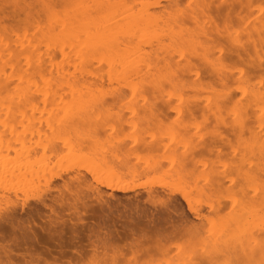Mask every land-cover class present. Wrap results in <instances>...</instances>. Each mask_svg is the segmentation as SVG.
<instances>
[{"label":"snow or ice","instance_id":"6c2138e0","mask_svg":"<svg viewBox=\"0 0 264 264\" xmlns=\"http://www.w3.org/2000/svg\"><path fill=\"white\" fill-rule=\"evenodd\" d=\"M17 7L29 14L37 39L15 56L0 52L8 117L22 116L37 90L55 105L56 93L69 86L41 26L71 6L29 0ZM150 7L163 29L153 48L93 87L87 103L53 107L40 142L25 148L46 162L44 177L0 200V264H117L89 247L114 242L113 220L139 245L170 221L191 218L190 199L234 206L257 166L264 185V0ZM8 117L0 113V152L7 145L12 154L15 146L19 156L21 140L16 127L9 134L15 121ZM108 176L139 186L140 201L108 198L115 187ZM135 245L124 264H153L137 260Z\"/></svg>","mask_w":264,"mask_h":264},{"label":"rangeland","instance_id":"374dc122","mask_svg":"<svg viewBox=\"0 0 264 264\" xmlns=\"http://www.w3.org/2000/svg\"><path fill=\"white\" fill-rule=\"evenodd\" d=\"M62 1H63V3H65V0H62ZM70 1H72V0H67L66 1L67 4H69L68 2H70ZM78 1L79 0H76L74 2L77 3ZM82 1L80 0V2L77 3L78 5L75 3L76 4L75 6H79V4ZM85 1L86 2L83 1L84 3L82 2L84 4L83 6H85V7H87V3L90 4L93 1H95V3L97 2V4H95L94 6L99 5L101 3L100 5H103V7L108 8V9L111 8V10H109L111 13H113V10H114V13H116L117 9L120 10V11L117 10L118 12L116 13V14H118V13L120 14V12H122L121 15H119V14L117 15L118 17L115 16V14L114 15L112 14L116 18L113 17L112 15H110L111 13L109 12L110 14L108 16L113 17V19L115 21H116V19L118 20V18H122L121 16L125 15V13L123 14V12H125L127 10V7H132L133 6L132 4L137 5V6L136 5L133 6V10H135L136 12L138 11L137 13H139L140 9L142 8L141 3H138L139 0H137V1H134V0L127 1L126 0L127 2H125V0H123L124 4L121 3L122 0H102L103 2L101 0H99L100 1L99 4H98V1H96V0H85ZM113 1H115L116 6H117L118 2L120 3L119 6L124 5L123 7H125V9L122 8V6H121V9H124V10L119 9L120 8L119 6H117L119 8L114 9V6L112 4H115V3ZM143 1L146 2L149 0H143ZM111 2H112V4H111ZM139 2H141V1H139ZM163 2H164V0L161 1V3H163ZM236 2L242 3L243 0H236ZM27 3H29V0H0V51L3 52L4 50H7L9 48V50H11V51L13 50L12 53L14 52V54L16 55L17 52L20 53V51H21V50H19V48L22 49V47L24 46L23 42H22L23 40H27L28 43L33 44L35 39H37V36L34 35L33 39L30 40V37L27 34L28 30L30 31L29 34L33 35V32H34V28L32 27V25L29 24L30 22H26V21H29L28 20L29 14L23 8L17 7V5L27 4ZM72 3H71V5H73ZM5 4H10L11 6L5 7ZM92 4H94V3H92ZM109 4H111V5H109ZM80 5H82V4H80ZM75 6L73 5V8ZM90 6H91V4H90ZM112 6H113V8H112ZM88 7H89V5H88ZM134 7H136V8L134 9ZM71 9L70 8H69V10L67 9L68 10L67 14H69L71 12ZM149 10H150L149 12L156 15V17L160 16V13H158L156 10H154V8L153 9L150 8ZM142 13L145 14V11ZM65 15H66V10L62 14L57 15L58 17L54 16L53 18L48 20L47 21L48 23H46V26H41V30L44 33V37L45 36L47 37L50 35L49 37L52 38L51 40H54V41H49L50 39L47 37L49 39L48 40L45 37L43 39V42H45V40H46L45 44L51 48V51L53 53L54 62H56L58 60V62L56 64V71L59 73L60 71H58V70H61V68H62L63 73H64V77L67 78L66 82L67 81L69 82L71 80L70 81L71 83L77 84L78 86H75L74 84L70 85L71 83L69 82L70 83L69 84L67 82L71 87L68 86V88L66 90H62L59 93L57 92V94H58L57 96L58 97L60 96V97H59V100L55 103V105L51 101L52 100L51 97H49L48 100L40 98L39 97V91H43V90H40V89L37 90V93L35 94L36 98L33 101V104L37 103L36 104L37 108H35V106H33V105H28L27 110L25 111L27 113V116H29V117L25 116V112L22 116H16L14 114V115H12V117H8V113L4 107V101L0 100V113H2L5 117H8L9 119H12L15 121L14 124L9 125V128H8L9 134H12V128L16 127L17 131L15 133V136L21 140L19 156L16 155L15 146H13V153L12 154L7 153V151H6L7 145H5V151L0 152V200H5V199L10 200V199L16 197L18 195L17 189L21 188L24 183L34 181L35 183L39 184L41 182L42 178L44 177V164L46 162L41 161V160H37L35 158L34 154H32V153H34L35 149H31V152H29L25 156H24V151H25V146L31 148V144H32L33 139H35L37 141V143L40 142L41 132L46 130L47 124L49 123V116L54 115L53 107H56L57 109H59L60 107H63L62 106L63 104H64V106H68L66 103L73 104L74 101H77L76 104H78L79 101H80L79 104L85 103V102L87 103L88 100H87V98H85L87 96V93H89L93 87H96V85L104 84L106 77H110V76L112 77L114 75V73L117 71L118 66H121L120 68H122L124 65V63H122V62H120V63L117 62V60H119L120 49L118 51L119 54L117 53L118 56L115 55L116 58L114 57L115 60L113 59V56H111L105 52L100 53V54H98V53L95 54V55H97V57H95L94 53L93 54L90 53L92 56L90 54L86 53L88 55V56L85 55L86 57L84 55H81V54L79 55L76 52L74 53V50L76 48H78L77 51H80L79 46L81 45V43H80V41H78V39H76V41H77L76 45L77 46H75L73 49L71 48L70 57H68L69 55L65 56L64 51L60 52V51H62L60 49L64 48L63 43H66V41H65V35L63 34L64 33V27L63 26L64 25H62L64 22L63 23L59 22V24H58L57 19L59 18L62 21V18L65 17L66 19L64 18L63 21H67V17L69 19L70 15L69 16L68 15L65 16ZM97 15H95V16H97ZM54 18H55V21H57V22L54 21ZM109 19L111 20V18H109ZM158 19H159V17H158ZM158 22H159V25H161L160 24L161 21L159 20ZM25 25H27V27ZM59 26L61 28H59ZM160 27H161L160 32L157 34L162 33V30H163L162 26H160ZM24 29H25V31H24ZM58 29L59 30L62 29V30H60V31H62V34H61L62 37L60 35L61 32L57 33ZM45 32H48V33L45 34ZM19 33H20V35H19ZM26 34L29 37L27 39H25ZM58 34L60 36H56ZM18 35L21 37H19ZM51 35L52 36L54 35V37L56 36L57 41L59 39L61 41L56 42V39L54 37H51ZM151 35H155L152 31L148 34V36H150L151 38H154ZM16 36H18L19 38ZM135 38L138 39L137 37H135ZM6 39H8L9 44L6 43V44H8V46L5 44V42H7V41H5ZM136 39L133 41V43L136 41ZM153 40H155V39H153ZM138 41H140V40L138 39L136 42L138 43ZM55 42L58 44H56ZM145 42H146L145 44H147L146 46L144 43L139 42L140 45L137 43H134V45L132 47L134 48V46H137L139 48V46H140L142 49L144 48L148 51L150 49V46L148 45L147 41H145ZM60 43L62 44L63 47L60 46L61 45ZM153 43L155 44L156 41ZM142 44H144V45H142ZM6 46H7V48H6ZM58 46H59V48H58ZM125 46L126 45L124 44V47ZM124 47H123V45L120 46L121 49L123 48V50H121V52H124L123 54H125L128 50H130V51L127 52V54H128V55L126 54L127 57L121 53L123 56L120 54V60L125 62V65H127L126 62L132 60V59L130 60L129 54H131V53H129V52H131L133 48L131 47V45H130V47L132 49H130L129 46L126 47L127 49ZM136 48L134 51L138 50ZM17 49H18V51H17ZM23 49L25 50L26 47H23ZM142 49L141 50L139 49L140 52L142 51ZM69 50H70V47H69ZM146 50L142 51V53L143 52L145 53ZM23 51H21V52H23ZM137 53H139V52L137 51ZM14 54H13V56H15ZM75 54H77L78 56L75 57ZM134 54H135V52L133 54H131V58L133 57V59L135 58ZM139 54H141V53H139ZM93 55H94V57H93ZM109 56L112 57V61L114 62L113 66H111V63H109V61L108 62L106 61L107 58H111ZM121 56L122 57L125 56L124 58H126V60H124V58L122 60ZM56 57H58V58H56ZM79 57H80V59H79ZM117 57H118V59H117ZM87 58H88V60L90 59L89 61H91V62H89L87 60ZM100 58H101V60H100ZM104 58H106V59L103 60ZM128 58H129V60L127 61ZM83 59L85 60L86 63L79 61V60H83ZM83 63H84V66H83ZM108 64L111 66V68H108ZM119 64H121V65H119ZM112 67H113V69H112ZM73 69L74 70L76 69L75 70L76 73L74 72ZM79 70H81V71H79ZM107 70H108V72H107ZM109 70H111V71H109ZM100 72H102V73H100ZM107 73L109 74V76ZM111 73L113 75H111ZM83 74H84V77H83ZM72 77H73V79H72ZM89 80H91L92 82ZM83 81L84 82L86 81V82L84 83ZM81 85L84 88H82ZM86 85L88 87L90 86L89 87L90 89ZM72 87H74V88L76 87L75 90L79 87L77 89L78 92H76L78 94L81 93L79 91V89L81 88L80 90L83 91L82 93H83L84 100L82 99V97H80L79 99H75V98H77L76 96H78V94L76 95V93H73V95L74 94L76 95L73 98V95L71 93L74 92L75 90H73ZM61 92H64L65 94L67 93L66 95L64 94V97L66 99L63 100V98H62L63 93L61 94ZM52 98H53V100L55 99V97H52ZM61 98L63 101L60 100ZM73 99H74V101H73ZM60 101H62V102H60ZM59 102L61 103V105ZM56 104H59V105H56ZM28 114H31V115H28ZM43 118H45V121ZM22 121L27 122L24 129H20L18 127V125ZM22 131L26 132V137L21 136ZM251 150H253V149H251ZM254 151L256 153V158L258 160L259 159V152H260L258 143L256 144ZM22 154H23V156H22ZM27 159L29 160V162L32 166V168H31L32 172L26 171L25 176H22V178H21V173L24 172V170L22 168V164ZM20 167H21V169H20ZM254 171H256V173ZM252 174L254 176V180L251 181L252 183L250 182V187L246 188L244 193L239 196V198L236 201L234 206H232L229 203V201L222 200V199H216L212 203L211 207H209L207 200H202L200 203L195 202L196 205L198 206L199 210H200L201 217H198L197 215L191 213V218H183V219L179 220L178 222L177 221H170L168 226L165 229L159 230V231L151 234L148 239L144 240L139 245H135V242L137 240V237L135 236V234L130 235L128 231H122L121 229L123 228V225H120L118 227L116 221L113 220L111 226L116 229L114 242L107 244L106 246L100 248L99 250H96V245L94 243L90 244L89 247L94 250L92 254L95 255L97 257V259L111 261L114 258L117 261V264H124V262L127 261L131 255H133L134 245H135L136 249L140 253L139 255H137V260H139V261H146V260L152 261L153 264H166V263L167 264H175V263L176 264H194V263L195 264H197V263L207 264L208 262H205L207 259H205V257H203L202 255L205 256L206 252L209 249H213V246L219 242V238H217V235L221 234L223 232L222 229H223V227H225V223H226V225L229 223L227 226L229 228L228 229L224 228L225 229L224 231L230 230L234 225H238V224L241 225L242 224V225H245L244 227L247 226L246 228L254 229V230H252V232H251V230L248 231V232H251L253 234H255L254 231L255 232L258 231V234L260 232L261 233L264 232V225H263L264 224V208H263L264 207V203H263L264 202V200H263L264 199V185H260L261 180L259 177H260L261 173H260L258 166L255 169H253ZM110 178L111 177L109 176V181H112V179H110ZM256 179H258V180H256ZM112 182L115 184L120 183L119 179H117L116 181H112ZM121 185H128L133 189L125 191V192L113 191L112 195L108 198L114 199L115 201H117L118 203H121V204L124 201L131 203L133 201V199H135L136 202L140 201L142 193L139 189V186L129 185L126 181ZM252 187H254V188H252ZM253 190H255V192ZM260 191L263 194H260ZM255 193H259V194H255ZM262 196H263V198H262ZM260 200H262V201H260ZM258 203H259V206H258ZM248 207H250V208H248ZM253 211H255V212H253ZM257 211H258V213H256ZM253 213H254V215L256 214L255 217H254ZM238 214L240 216H237ZM258 214H259V216H258ZM231 216H234V217H231ZM240 217L242 219H246L243 222L244 224L242 223L243 220ZM233 219H236L237 221L235 220L233 222ZM228 220H230L231 222ZM231 224H232V227L230 226ZM254 224H255V226H254ZM258 224H259V226H258ZM217 228H219V230H221V233L219 232V230H217ZM258 228H260V229H258ZM203 232H205V233H203ZM258 234L256 233V235L258 236L257 240L259 238H262V237L264 238V236H263L264 234L263 235L262 234L258 235ZM211 235H212V237H211ZM260 235H262V236H260ZM204 237H206V238L204 239ZM214 237H216V238H214ZM212 238L216 239V240H214L216 242V244L214 241H210L211 243L208 242ZM263 240L261 239L262 243H263ZM258 241H260V240H258ZM262 243H259V244L261 245ZM193 251H195V253ZM193 257H195L194 258V260L196 259L195 261L193 260ZM224 257H228V256H224ZM258 259H255V260H258L259 262H256L253 260L251 263L261 264L263 261L262 264H264V257H259ZM192 261H193V263H191ZM217 261L220 262V264H222V261L223 262L227 261L228 264L233 263L231 257L222 258V260H219V258H218ZM247 262L249 264V261H247ZM247 262H245L244 264H247Z\"/></svg>","mask_w":264,"mask_h":264},{"label":"bare ground","instance_id":"6f19581e","mask_svg":"<svg viewBox=\"0 0 264 264\" xmlns=\"http://www.w3.org/2000/svg\"><path fill=\"white\" fill-rule=\"evenodd\" d=\"M67 0H65V3H67L66 2ZM74 1H76V0H74ZM73 0L72 1H70L74 6L78 3V2H80V0L76 3V2H74ZM82 1V0H81ZM84 2H86L85 0H83ZM82 1V2H83ZM96 1H98V4L100 3V1L99 0H96ZM102 1V0H101ZM123 1V0H122ZM121 1V3H123L124 4V1L122 2ZM127 1H129V0H127ZM126 0H125V2H127ZM134 1H137V0H134ZM139 1H141V2H139ZM138 1V3H141V5H142V8L140 9V11H139V13H137L135 10H133V6H135L136 4H132L133 6L132 7H127V10L125 11V12H123V14L125 13V15H123V16H121L122 18H118V20L116 19V21L113 19V17H115V16H117L118 14H116L118 11H120V10H116V13H114V10H113V13H111L109 10H111V8H105V7H103V5H96V6H94L95 4H97V2L95 3V1H93L92 3H94V4H92V3H90L91 4V6H90V4L89 3H87V7H85V6H83L84 4V2L82 3H80V4H82V5H80L79 4V6H75L74 8H73V5H71V3L70 2H68L69 3V5H71V7H69L70 9H71V12L69 13V14H67V11L69 10V8H68V10L66 9V15L65 16H69L70 15V18L68 19V17H67V21H63V19L65 18H62V21H61V19H57V21H55V18H54V21L55 22H57L58 24H59V22L61 23H63L62 25H64L63 27H64V35H65V41H66V43H63V46H64V48H62V49H60V50H62V51H60V52H63L64 51V55L65 56H68V57H70V55H71V53H70V51H71V48L73 49L75 46H77L76 44H77V41H76V39H78V41H80V43H81V47L79 46V50L80 51H77V49L78 48H76L75 50H74V53L76 52V53H78L79 55L81 54V55H87L86 53H88V54H93L94 53V55L95 54H100V53H108L109 55H111V56H113V59L115 60V58H116V56L115 55H117V53H118V51H119V49H120V54L122 53H124V52H121V50H123V48L121 49L120 48V46H122L123 45V47H124V44L126 45L124 48H126L127 46H129V48L130 49H132L133 47V45H134V43H137L136 41L139 39L140 41H138V43L137 44H139L140 45V43L142 42V43H146L145 41H147V43H148V45L150 46V48H153V46L155 45L153 42H155L158 38H159V35L160 34H157V33H159L160 32V29H161V25H159V20L161 21V16H158L159 17V19H158V17H156V15H154V14H152L151 12H149L150 10V8H152L153 9V7H150L151 5H155V4H159V3H161V1L162 0H149V1H143V0H139ZM63 2V1H62ZM89 2V1H88ZM103 2V1H102ZM114 3H115V1H113ZM76 3V4H75ZM109 3V2H108ZM129 3V2H128ZM137 3V2H136ZM111 4H112V2H111ZM111 4H109V5H111ZM119 2L117 3V6H119ZM78 5V4H77ZM88 5H89V7H88ZM113 6H114V9H116V8H119V9H121V6H119V7H117L116 6V3L115 4H112ZM113 6H112V8H113ZM124 6V5H123ZM122 6V8H124L125 9V7H123ZM126 6V5H125ZM137 6V5H136ZM140 6V5H139ZM108 7V6H107ZM110 7V6H109ZM136 7H134V9H135ZM108 9V10H107ZM124 9H121V10H124ZM139 9V8H138ZM137 10V9H136ZM155 10V9H154ZM136 13H135V12ZM145 11V14L144 13H142V12H144ZM65 12V11H64ZM111 14H110V13ZM108 13V14H107ZM121 13L122 12H120V14L119 15H121ZM159 13V12H158ZM98 14V15H97ZM114 15L115 14V16H113V17H109L108 15ZM95 15H97V16H95ZM159 15V14H158ZM58 17V16H57ZM97 17V18H96ZM118 17V16H117ZM96 18V19H95ZM109 18H111V20L109 19ZM116 18V17H115ZM156 18V19H155ZM66 19V18H65ZM158 19V20H157ZM28 20H29V18H28ZM52 21V20H51ZM24 22V21H23ZM26 22H29V21H26ZM48 23V22H47ZM28 24V23H27ZM30 24V23H29ZM52 24V23H51ZM55 24V23H54ZM161 24V23H160ZM31 25V24H30ZM53 25V24H52ZM26 27H27V25H25ZM59 28H61L60 26H59ZM23 29V28H22ZM26 29V28H25ZM25 29H24V31H25ZM63 29V28H62ZM62 29H60V30H62ZM28 30V29H27ZM31 30V29H30ZM59 29H58V32L57 33H59V32H61L60 33V35L62 34V31H60ZM21 31V30H20ZM49 31V30H48ZM153 32L155 35H151V36H153L154 38H151L150 36H148V34L150 33V32ZM163 31V30H162ZM15 33V32H14ZM21 33V32H20ZM20 33H19V35H20ZM30 33V31L28 30V32H27V34H28V36L30 37V40H32L33 39V36L34 35H32V34H29ZM46 33H48V32H45V34ZM27 34H26V38L25 39H27V38H29L28 36H27ZM18 35V36H19ZM31 35V36H30ZM49 35V34H48ZM55 35V34H54ZM54 35L52 36L51 35V37H54ZM59 34L58 35H56V36H60ZM5 36V35H4ZM18 36H16V37H18ZM50 36V35H49ZM49 36H45L49 41H54V40H51L52 38H50ZM54 37L55 39H56V42H59V41H61L60 39L57 41V37ZM148 36V37H147ZM19 37H21V36H19ZM18 37V38H19ZM44 37V38H45ZM61 37H62V35H61ZM135 37H137L138 39H136ZM156 37V38H155ZM158 37V38H157ZM14 39V38H13ZM64 39V38H63ZM136 39V41L133 43V41ZM153 39H155V40H153ZM21 40V39H20ZM36 40V39H35ZM47 40V41H48ZM149 40V41H148ZM5 41H7V42H5V44L6 43H8V39H6ZM15 41V40H14ZM48 41V42H49ZM12 42V41H11ZM16 42V41H15ZM23 42V47H26V49L24 50L23 49V47H22V49L24 50V51H26L27 49H28V46L29 45H31L30 43H28V41L27 40H23L22 41ZM30 42V41H29ZM45 42H46V40H45ZM44 42V43H45ZM55 42V43H56ZM140 42V43H139ZM62 43V42H61ZM60 43V44H61ZM9 44V43H8ZM8 44H6L7 46H8ZM15 44V43H14ZM13 44V45H14ZM56 44H58V43H56ZM65 44V45H64ZM136 44V45H137ZM144 44H142V45H144ZM12 45V44H11ZM20 45V44H19ZM130 45H131V47H130ZM147 44H145V46H146ZM7 46H6V48H7ZM18 46V45H17ZM60 46H62V44L60 45ZM62 46V47H63ZM3 47V46H2ZM11 47V46H10ZM57 47V46H56ZM69 47H70V50H69ZM137 46H134V48L132 49V51L131 52H129V53H131V54H133L134 52H135V58L133 59V57L131 58V54H129L130 55V60L131 61H128L129 60V58L127 59V61L128 62H126V64L128 65V66H131V65H133V64H135V63H137L138 61H139V59H140V57H141V55H142V51H144V50H146V49H142L140 46H139V48L137 47ZM58 48H59V46H58ZM128 48V49H129ZM135 48L136 49H138V50H136V51H134L135 50ZM13 49V48H12ZM22 49H20L19 48V50H21V51H23ZM127 49V48H126ZM142 49V51L140 52V50ZM7 50H9V48L7 49ZM13 51V50H12ZM17 51H18V49H17ZM20 51V52H21ZM23 51V52H24ZM128 51H130V50H128ZM127 51V52H128ZM137 51L139 52V53H141V54H139V53H137ZM147 51V50H146ZM145 51V53H147ZM0 52H2V51H0ZM127 52L125 53V54H123V55H125L126 56V54H127ZM16 53V52H15ZM17 53H19V52H17ZM73 53V54H74ZM118 53V54H119ZM137 53V54H136ZM144 53V52H143ZM13 54H14V52H13ZM63 54V53H62ZM90 54V55H91ZM120 54H119V60H120ZM121 54V55H122ZM15 55V54H14ZM58 55V54H57ZM94 55H93V57H94ZM122 55V56H123ZM128 55V54H127ZM137 55V56H136ZM78 55L77 54H75V57H77ZM88 56V55H87ZM92 56V55H91ZM111 56H109V57H111ZM118 56V55H117ZM121 56V57H122ZM124 56V57H125ZM133 56V55H132ZM67 57V58H68ZM86 57V56H85ZM95 57H97V55H95ZM115 57V58H114ZM124 57H122L121 59L123 60V58ZM127 57V56H126ZM129 57V56H128ZM56 58H58V57H56ZM72 58V57H71ZM79 59H80V57H79ZM86 59V58H85ZM106 58H104L103 60H105ZM108 59V60H107ZM106 59V61L108 62L109 61V63H111V66H113L114 65V62L112 61V57L111 58H107ZM110 59V60H109ZM117 59H118V57H117ZM75 60V59H74ZM87 60H88V58H87ZM90 60V59H89ZM88 60V61H89ZM100 60H101V58H100ZM119 60H117V62H122V63H124V65H125V62H123V61H119ZM124 60H126V58H124ZM76 61V60H75ZM79 61H82V62H85V60L83 59V60H79ZM111 61V62H110ZM89 62H91V61H89ZM93 62V61H92ZM102 62V61H101ZM60 63V62H59ZM86 63V62H85ZM100 63V62H99ZM121 63V64H122ZM71 64V63H70ZM107 64V63H106ZM121 64H119V65H121ZM124 65H123V67H124ZM72 66V65H71ZM81 66V65H80ZM83 66H84V63H83ZM86 66V65H85ZM110 65L108 64V68H111V66L109 67ZM115 67V66H114ZM121 66H118V68H120ZM76 68V67H75ZM80 68V67H79ZM102 68V67H101ZM117 68V69H118ZM62 69V68H61ZM83 69V68H82ZM99 69V68H98ZM112 69H113V67H112ZM115 69V68H114ZM67 70V69H66ZM74 70V69H73ZM76 70V69H75ZM75 70H74V72H75ZM58 71H60V70H58ZM79 71H81V70H79ZM83 71V70H82ZM88 71V70H87ZM109 71H111V70H109ZM67 72V71H66ZM70 72V71H69ZM107 72H108V70H107ZM113 72V71H112ZM76 73V72H75ZM81 73V72H80ZM84 73V72H83ZM100 73H102V72H100ZM64 74V73H63ZM87 74V73H86ZM108 74V73H107ZM69 75V74H68ZM81 75V74H80ZM111 75H113L112 73H111ZM82 76V75H81ZM89 76V75H88ZM108 76H109V74H108ZM83 77H84V74H83ZM111 77V76H110ZM72 79H73V77H72ZM69 80V79H68ZM71 81V80H70ZM69 81V82H70ZM89 81H91V80H89ZM68 82V81H67ZM68 82V83H69ZM84 82V81H83ZM86 82V81H85ZM84 82V83H85ZM92 82V81H91ZM71 83V82H70ZM69 83V84H70ZM68 84V85H69ZM74 83H71L70 85H73ZM92 84V83H91ZM90 84V85H91ZM69 85V87H71ZM75 86H77V84H74ZM82 86V85H81ZM87 86V85H86ZM94 86V85H93ZM97 86V85H96ZM88 87V86H87ZM90 87V86H89ZM88 87V88H89ZM73 88V90H75V88L74 87H72ZM79 88V87H78ZM77 88V89H78ZM82 88H84L83 86H82ZM75 90L74 92H72L71 94L73 95V93H76V92H78V90ZM81 89V88H80ZM79 89V91L81 92V93H76V95L78 94V96H76L75 94L73 95V98H74V96H76L77 98H75V99H79L80 97H82V99L84 100V98H83V91H81ZM90 89V88H89ZM40 90H43V89H40ZM72 90V91H73ZM69 91V90H68ZM59 93V92H58ZM63 93V95H62V98H63V100L64 99H66L65 97H64V92H61V94ZM67 94V93H66ZM65 94V95H66ZM58 94L56 93V96H57ZM85 95V94H84ZM60 97V96H59ZM49 98V97H48ZM62 98L60 99V100H62ZM86 98V97H85ZM51 101L53 102V98L51 97ZM48 100V99H47ZM46 100V101H47ZM62 100V101H63ZM68 100V99H67ZM86 100V99H85ZM50 101V100H49ZM48 101V102H49ZM62 101H60V102H62ZM73 101H74V99H73ZM72 101V102H73ZM51 102V103H52ZM59 102V103H60ZM75 102V103H74ZM73 102V104H76V102L77 101H74ZM80 102V101H79ZM79 102H78V104H79ZM86 103V102H85ZM37 104V103H36ZM35 103L33 104L34 106H35V108H37V105H36ZM67 105H71V104H68V103H66ZM56 105H59V104H56ZM60 105H61V103H60ZM62 106H64V104L62 105ZM30 113V112H29ZM32 113V112H31ZM14 115V114H13ZM28 115H31V114H28ZM33 115V114H32ZM25 116L26 117H29V116H27V113L25 112ZM12 117V116H11ZM32 118V117H31ZM35 118V117H34ZM44 119V121H45V118H43ZM48 119V118H47ZM25 148H26V146H25ZM251 150V149H250ZM258 150V149H257ZM29 153V151H24V156L25 155H27ZM22 156H23V154H22ZM257 159V158H256ZM22 168H23V170H24V172L23 173H21V178H22V176H25V174H26V171H28V172H32L31 171V168H32V166H31V164H30V162H29V160L27 159L23 164H22ZM20 169H21V167H20ZM9 170V169H8ZM14 170V169H13ZM255 173H256V171H254ZM258 172V171H257ZM253 175V174H252ZM255 175V174H254ZM261 176V175H260ZM260 178V177H259ZM107 179H108V181H109V176L107 177ZM110 179H112V178H110ZM254 180V179H253ZM256 180H258V179H256ZM109 182H111V183H113L112 181H109ZM260 182V181H259ZM252 183V182H251ZM114 185H115V187H114V190L113 191H122V192H125V191H128V190H132L133 188H131L130 186H128V185H121L120 183H114ZM260 185H262V184H260ZM249 188V187H248ZM252 188H254V187H252ZM251 188V189H252ZM259 189V188H258ZM262 189V188H261ZM247 192V191H246ZM260 194H263V193H261V191H260ZM245 197V196H244ZM255 197V196H254ZM243 198V197H242ZM250 198V197H249ZM252 198V197H251ZM262 198H263V196H262ZM261 199V198H260ZM244 200V199H243ZM242 200V201H243ZM248 200V199H247ZM254 200V199H253ZM252 200V201H253ZM264 200V199H263ZM245 201V200H244ZM250 201V200H249ZM260 201H262V200H260ZM254 202V201H253ZM264 203V202H263ZM255 204V203H254ZM245 205V204H244ZM258 206H259V203H258ZM189 207H190V209H191V213H193V214H195V215H197L198 217H201V215H200V210H199V208H198V206L196 205V203H195V201L194 200H192V199H190L189 200ZM247 207V206H246ZM236 208V207H235ZM248 208H250V207H248ZM254 208V207H253ZM264 208V207H263ZM255 209V208H254ZM260 209V208H259ZM234 210V209H233ZM253 212H255V211H253ZM244 213V212H243ZM249 213V212H248ZM256 213H258V211L256 212ZM251 214V213H250ZM253 215H254V213H253ZM256 215V214H255ZM255 215H254V217H255ZM230 216V215H229ZM228 216V217H229ZM235 216V215H234ZM234 216H231V217H234ZM237 216H240L239 214L237 215ZM258 216H259V214H258ZM237 218V217H236ZM241 218V217H240ZM246 218V217H245ZM263 218V217H262ZM230 219V218H229ZM242 219V218H241ZM236 219H233V222L235 221ZM243 221H242V223L244 222V220H246V219H242ZM228 221H230V220H228ZM237 221V220H236ZM231 222V221H230ZM228 223V222H227ZM229 224V223H228ZM228 224L226 225V223H225V227H223V229H222V233H221V230H219V228H217V230H219V232L221 233V234H218L217 235V238H219V242L216 244V242L214 241V240H216V239H211V240H209L208 242H210V241H214L215 242V244L216 245H214L213 246V249H209L207 252H206V255L204 256V255H202L203 257H205V259H207L205 262H208L207 264H220V262H218L217 261V259L219 258V260H222V258H229V257H231L232 258V264H244L245 262H247V261H249V264H253V263H251L253 260L254 261H256V262H259L258 260V258L259 257H264V238L262 237V238H259L258 240H260V241H258L257 240V235H256V233L258 234V231L257 232H255L254 231V233L255 234H253V233H251L252 232V230H254V229H252V228H246V227H244L245 225H234L233 227H232V224L230 225L231 227V229L230 230H226V231H224L225 229H228L229 227H227L228 226ZM244 224V223H243ZM223 225V224H222ZM248 225V224H247ZM257 225V224H256ZM264 225V224H263ZM262 225V226H263ZM254 226H255V224H254ZM258 226H259V224H258ZM257 226V227H258ZM221 227V228H222ZM214 228V227H213ZM220 228V229H221ZM225 228V229H224ZM215 229V228H214ZM258 229H260V228H258ZM199 230V229H198ZM251 230V232H248V231H250ZM263 230V229H262ZM206 232V231H205ZM205 232H203V233H205ZM218 232V233H219ZM259 234H264V232L263 233H259ZM258 234V235H259ZM262 235H260V236H262ZM259 236V237H260ZM264 236V235H263ZM211 237H212V235H211ZM206 237H204V239H205ZM214 238H216V237H214ZM261 239L263 240V243H262V241H261ZM206 241V240H205ZM211 243V242H210ZM259 243H262L261 245L259 244ZM211 245V244H210ZM209 247V246H208ZM192 252V251H191ZM194 253H195V251H193ZM207 256V257H206ZM224 256H228V257H224ZM191 258V257H190ZM194 258L195 257H193V260H194ZM255 259H258V260H255ZM196 260V259H195ZM194 260V261H195ZM251 260V261H250ZM231 261V260H230ZM262 261V260H261ZM260 261V262H261ZM200 262V261H199ZM191 263H193V261L191 262ZM197 263V262H196ZM262 263H263V261H262ZM261 263V264H262ZM167 264V263H166ZM176 264V263H175ZM195 264V263H194ZM197 264H204V263H197ZM222 264H224V262L222 261ZM247 264H248V262H247ZM254 264H258V263H254Z\"/></svg>","mask_w":264,"mask_h":264}]
</instances>
